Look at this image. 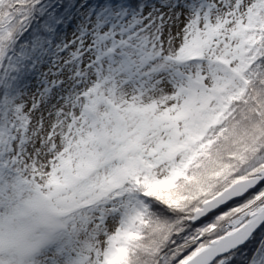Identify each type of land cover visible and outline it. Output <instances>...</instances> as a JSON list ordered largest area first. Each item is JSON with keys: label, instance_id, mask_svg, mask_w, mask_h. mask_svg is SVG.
Wrapping results in <instances>:
<instances>
[{"label": "snow or ice", "instance_id": "6c2138e0", "mask_svg": "<svg viewBox=\"0 0 264 264\" xmlns=\"http://www.w3.org/2000/svg\"><path fill=\"white\" fill-rule=\"evenodd\" d=\"M0 264H264V0H0Z\"/></svg>", "mask_w": 264, "mask_h": 264}]
</instances>
